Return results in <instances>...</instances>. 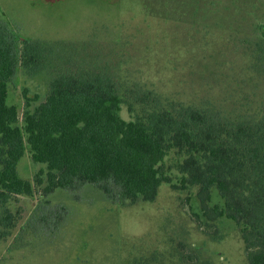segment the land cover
<instances>
[{
    "label": "rangeland",
    "instance_id": "1",
    "mask_svg": "<svg viewBox=\"0 0 264 264\" xmlns=\"http://www.w3.org/2000/svg\"><path fill=\"white\" fill-rule=\"evenodd\" d=\"M0 20L17 47L7 102L20 125L24 90L35 106L69 74L113 84L126 120L180 106L223 119L264 110V0H0ZM183 158L169 151L171 182L153 201L111 199L88 183L50 194L35 186L13 206L21 214L0 241V264H249L241 227L209 220L199 187H180ZM18 169L32 183L47 171L28 149Z\"/></svg>",
    "mask_w": 264,
    "mask_h": 264
},
{
    "label": "trees",
    "instance_id": "2",
    "mask_svg": "<svg viewBox=\"0 0 264 264\" xmlns=\"http://www.w3.org/2000/svg\"><path fill=\"white\" fill-rule=\"evenodd\" d=\"M17 64L13 32L0 20V241L17 226L21 210L13 206L20 196L44 183L45 194L88 183L111 199L155 200L160 185L171 182L163 163L176 148L184 154L180 187L198 186L204 216L233 220L241 227L249 264H264V110L223 119L180 106L177 112L126 120L113 84L100 76L69 74L55 78L46 100L35 106L38 95L24 90L20 125L7 102ZM27 149L47 170L36 173L35 183L18 169ZM213 188L221 203L211 207Z\"/></svg>",
    "mask_w": 264,
    "mask_h": 264
}]
</instances>
